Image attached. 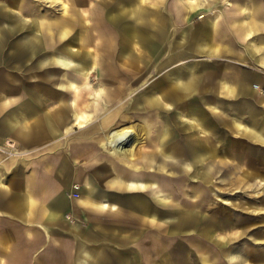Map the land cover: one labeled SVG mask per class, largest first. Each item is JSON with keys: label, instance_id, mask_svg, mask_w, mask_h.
<instances>
[{"label": "rangeland", "instance_id": "1", "mask_svg": "<svg viewBox=\"0 0 264 264\" xmlns=\"http://www.w3.org/2000/svg\"><path fill=\"white\" fill-rule=\"evenodd\" d=\"M20 1L0 0L2 87L11 89L16 82L19 91L29 95L30 71L45 63L59 71L57 77L63 84H67L68 74L77 79L74 89L66 88L65 97L71 98L77 90L75 109L91 115L82 123L85 126L74 123L68 130L60 127L37 138L33 134L30 152L9 141L3 151L29 153L33 161L29 169L34 173L37 162L47 159L49 149L58 153L53 148L62 147L59 151L64 150L65 156L59 173H63L58 177L70 184L74 172L68 171L67 162L72 159L68 147L72 137L66 132L76 133L84 127L76 140L91 143L89 133L100 128L97 119L120 107L110 128L123 123L135 128V156L121 157L132 170L106 158L102 171L108 177L106 182L138 190L140 196H123L122 200L140 203L148 223L153 208L162 210L158 219L162 220L164 259L171 264H205L202 256L214 255L211 264H264L260 261L264 259V0H62L66 9L59 0H23V7ZM122 25L129 32L124 33L128 40L123 42ZM20 47L23 53H19ZM61 55L72 63L56 62ZM83 61L87 64L84 70L75 68ZM178 72L191 83L187 93L177 87L174 76ZM58 88V84H49L47 91ZM106 91L108 101L102 95ZM149 93L158 95L161 104L138 105ZM46 99L43 108L48 113H42L51 117L57 102L53 97ZM25 107L18 109L23 113L30 108ZM68 114L73 123L72 112ZM33 118L32 114L27 120ZM197 120L206 131L193 125ZM166 123L173 133L164 145L175 151L169 160L175 165L170 168L166 160L169 165L156 171L163 157L157 150L156 135ZM60 134L65 145L61 140L48 142ZM188 139L204 146L200 158L188 151ZM140 167L146 176L138 173ZM137 177L148 185L134 189L114 183ZM156 183L163 191L162 201L153 193ZM74 186L76 191L78 185ZM184 212L190 213L185 217L188 223L176 222L177 217L187 216ZM250 252L251 257H246ZM242 255L246 259L240 260ZM1 264L10 262L2 260Z\"/></svg>", "mask_w": 264, "mask_h": 264}, {"label": "crops", "instance_id": "2", "mask_svg": "<svg viewBox=\"0 0 264 264\" xmlns=\"http://www.w3.org/2000/svg\"><path fill=\"white\" fill-rule=\"evenodd\" d=\"M59 2H61V7L66 9V4L62 0ZM19 5L23 7L24 1L21 0ZM25 12L30 13V11ZM35 14L40 13L35 12ZM258 21L262 24L260 18ZM51 22L48 20L46 24L50 26ZM124 28L125 26L121 31L122 42L125 38L128 40L124 33L128 34L129 32ZM23 49L20 47L19 53H23ZM261 50L264 51V45ZM82 63L76 65L75 68L84 70L83 67L87 64L85 61ZM58 72L45 63L34 65L29 74L32 81V91L29 95L26 92H20V87L16 82L11 83V85L15 84V87L4 89L2 87L3 80H0V264L2 260L9 261L10 264L14 261L24 260L27 264H171L163 257L162 220L158 219L161 217L162 210L158 207L153 208L151 211L153 217L148 223L145 208H142L140 203H130L131 201L123 203L122 200L123 196L129 198L135 195L140 196L137 195L138 190L125 186L120 188L106 182L107 176L102 171L101 163L106 158L112 160L122 169L132 170L129 163L121 157L132 159L135 156L137 139L132 152L125 147L115 148L106 141V138L115 129L126 126H131L138 138L132 124L123 123L124 125L110 128L114 123L110 122L118 114L120 107L97 119L96 122L100 128L89 133L94 143H80L82 141L80 138L78 139L80 142L76 140L77 137H80L84 127L75 130L76 133H73L74 131L71 129L66 132L72 137L68 142L69 154L72 159H68L67 162L68 171L74 172L70 184L58 177V175L61 177L63 173H59V166L65 156L64 150L63 152L59 151L62 150V147L59 150L53 148L58 153H52V150L49 149L47 159L37 162L34 173L29 169L33 163L29 153L13 155L3 151L5 142L9 141L13 147L30 152L34 144L33 134L37 138L41 137L44 132H56L60 127L68 130L74 123L83 126L82 123L90 119L91 114H84L78 107V110L75 109L77 104L75 98L79 95L77 90L71 98L65 97L66 88L74 89L77 86L75 84L77 79L67 73V84H63L57 77ZM83 72L86 74V71ZM174 79L177 82V87L183 93L190 90L191 83L179 72L174 76ZM53 83L58 84L59 88L55 91H47L48 85ZM117 93L121 95L123 92L119 90ZM102 95L104 101L109 100L108 91H106V95ZM102 95L100 94L101 97ZM52 97L55 98L57 105L51 111L52 116L48 117L42 112L47 111L43 108L47 107V105L45 106L48 100L46 98ZM159 101L158 95L149 93L138 100V105L155 107V105L161 104ZM21 106H26L25 109L28 106L30 108L21 113L18 109ZM68 112H72L73 123H70ZM32 114L34 115L33 120L28 121L27 118ZM122 116L124 118L125 114ZM197 121L193 125L206 131L200 124L201 122ZM145 124L147 126L149 123ZM191 127L188 126V128ZM99 133L102 135L99 136ZM172 133V127L166 123L156 135L159 142L157 150L165 159L161 157L162 160L158 162L156 171H162L168 162L170 168H173L171 165H175L169 161L175 156V151L170 146L166 149L164 145L172 137ZM57 137H53L54 139H50L48 142L64 141L63 134ZM73 138L74 140H72ZM100 139H102L101 143H99ZM187 142L186 147L190 154L200 158L204 150L202 143L189 139ZM44 144L38 145L43 147ZM65 144L66 141L63 142V145ZM87 147L92 148L89 153L83 151ZM94 155L97 159L93 158ZM149 159L152 160V158ZM137 161L138 165L144 166L140 159ZM141 167L138 173L146 176L147 174L142 172ZM75 171L77 172L75 173ZM110 172L112 177L115 176V171ZM116 175L119 176L118 171ZM114 183L120 186L126 183L128 187L134 189L145 188L148 185L138 177L130 178L127 181L116 179ZM75 184L78 185L76 191L73 189ZM162 192L156 183L153 193H157L159 201H162ZM103 199L115 203L117 208ZM184 213L187 216L181 215V219L177 217L176 222L185 221L184 223H188L185 217H188L190 213ZM68 214H71L70 218L72 221L75 220L74 222L67 218ZM251 254L252 252L246 257H251ZM246 257L244 258L242 255L240 260H244ZM202 261L205 264H211V261H215V256H202ZM260 261L262 262L264 259Z\"/></svg>", "mask_w": 264, "mask_h": 264}, {"label": "bare ground", "instance_id": "3", "mask_svg": "<svg viewBox=\"0 0 264 264\" xmlns=\"http://www.w3.org/2000/svg\"><path fill=\"white\" fill-rule=\"evenodd\" d=\"M56 61L64 66H68L72 63V60L68 56H58ZM80 68V67H79ZM84 68V67H83ZM137 136L131 126L115 129L107 138L108 144L115 148L125 147L132 152L133 144ZM120 150V149H119ZM198 156V155H197ZM196 158V157H195ZM195 205V204H194ZM246 254V253H245ZM248 254V253H247ZM249 258V257H248Z\"/></svg>", "mask_w": 264, "mask_h": 264}]
</instances>
